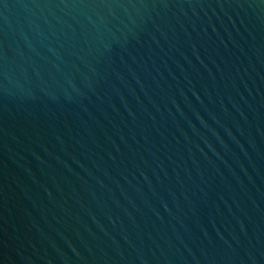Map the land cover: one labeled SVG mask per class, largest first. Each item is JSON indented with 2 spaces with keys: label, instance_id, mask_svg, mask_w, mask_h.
<instances>
[{
  "label": "water",
  "instance_id": "obj_1",
  "mask_svg": "<svg viewBox=\"0 0 264 264\" xmlns=\"http://www.w3.org/2000/svg\"><path fill=\"white\" fill-rule=\"evenodd\" d=\"M0 264H264V0H0Z\"/></svg>",
  "mask_w": 264,
  "mask_h": 264
}]
</instances>
